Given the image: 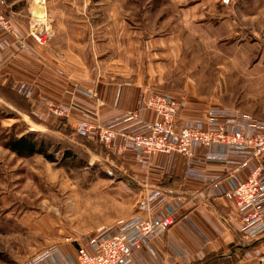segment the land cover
I'll use <instances>...</instances> for the list:
<instances>
[{
  "label": "rangeland",
  "instance_id": "374dc122",
  "mask_svg": "<svg viewBox=\"0 0 264 264\" xmlns=\"http://www.w3.org/2000/svg\"><path fill=\"white\" fill-rule=\"evenodd\" d=\"M62 2L6 0L3 10L13 27L12 21L27 22L31 37L32 32L47 35L41 54H49L47 47L54 38L52 25L45 16L56 10L58 15L73 13L77 28V35L73 36L75 50L58 52L56 57L62 65L47 68L48 76L59 74L61 78L75 81L72 94L81 105L91 103L93 116L106 108L115 109L117 114L94 120L88 116L90 112L84 114L87 111L80 107L71 109L52 103L43 93L23 83L22 87L28 88L30 95L39 100L44 95L41 97L45 101L44 109L51 117L48 116V121L42 119L43 122L39 117L27 115L32 108L7 90V75L0 73V78H6L5 90L0 86V264H26L57 246L78 247L87 238L116 226L118 221L138 216V203L148 192L167 191L158 186L145 188L137 176L139 171H145L142 165L109 152L100 143L88 141L69 127L76 129L80 122L94 126L111 124L126 115L124 108V111L116 109L118 100L113 101L112 94L102 96V91L109 92L120 86L131 88L138 94V105L147 93L170 95L182 103L179 114L182 125L203 120L213 108L249 114L264 121V0H171V4L164 6L156 1L145 16L136 13L140 19L125 14L130 17L125 24L134 33L124 37L129 44L123 50L117 44L121 37L84 35V13H91V21L97 22L105 10L101 12L85 0ZM108 7L115 5H107V12L103 14H108ZM186 8L189 12L183 14ZM36 10L46 15L34 18ZM200 10L203 17L196 16L195 12L190 14ZM230 10L236 19L238 15H248L246 40L240 41L241 37L235 38L217 26L214 14ZM109 23L115 24L114 20ZM68 61L72 62L70 67ZM34 85L39 89V82ZM91 93L98 95L102 106ZM59 109L65 114L60 115ZM57 110L59 116H53L52 112ZM28 132L59 144L61 151L56 157L60 163H51L41 155L20 157L8 149L9 137ZM96 134L98 137L99 131ZM64 149L74 153L71 161L62 160ZM183 200L186 206L187 200ZM245 251L239 250V254ZM255 252L252 251L244 264H260ZM217 261L218 264H239V261Z\"/></svg>",
  "mask_w": 264,
  "mask_h": 264
},
{
  "label": "built area",
  "instance_id": "2783aa9c",
  "mask_svg": "<svg viewBox=\"0 0 264 264\" xmlns=\"http://www.w3.org/2000/svg\"><path fill=\"white\" fill-rule=\"evenodd\" d=\"M5 2L0 0V31L14 35L12 23L8 17L7 20L5 18ZM31 35L36 43L45 45L46 34L32 32ZM91 94L102 106L98 95ZM137 95L135 90H130L129 105L123 118L98 126L80 122L76 133L88 138L94 131L98 143L109 152L132 159L142 167L151 164L158 154L188 158L189 177L203 180L238 210L243 241L249 243L263 236L264 121L249 114L213 108L203 120L182 125L179 122L180 101L170 95L151 92L138 105ZM59 110L60 115L65 114L63 109ZM58 112H52V115L59 116ZM44 116L49 119L51 114L44 111ZM96 131H99L98 137ZM213 165L227 169V179L235 183L232 190H225L219 179L205 176L203 171ZM238 175L243 176L241 181H236ZM168 192H148L138 203V216L120 220L109 230L84 240L78 246L76 259L69 264H192L200 261L199 256L189 251L176 252L170 247L168 256L162 259L155 250L154 241L177 224L176 215L185 206L181 196L162 206L169 200ZM60 253L53 248L26 264L65 263L67 257H61ZM255 253L259 263L264 264V255Z\"/></svg>",
  "mask_w": 264,
  "mask_h": 264
},
{
  "label": "crops",
  "instance_id": "0c3cea01",
  "mask_svg": "<svg viewBox=\"0 0 264 264\" xmlns=\"http://www.w3.org/2000/svg\"><path fill=\"white\" fill-rule=\"evenodd\" d=\"M60 1L68 3L70 0H52L53 4L54 2L60 3ZM85 1L95 5L101 12H103V10H105L104 12H107V5L109 4L115 5L114 8L108 7V14H103L104 12L101 13V17L97 22L91 21V13H84L83 21L86 24L84 27V35L105 36L113 34L116 37H121V39L117 40V44L121 47V50H123V46L129 44L124 37L129 35V33H134L133 31L130 32L129 26L125 24V20H130V17L125 14H132V19H140L141 17L139 15L145 16L146 12L151 11L150 7L153 3H156V1L163 6L165 3L168 5L171 4V0ZM181 2H184V0H181ZM40 10L41 9L38 11ZM57 11L58 10L54 12L51 11L47 15L43 12L41 15V12L38 13L36 10L33 14L34 18H39L38 15H41L42 17L45 14L46 21H49L52 25L51 27L54 38L47 47L49 54H41L40 48L45 46H40L30 36L27 22L20 23L16 20L12 21L14 24V35L0 31V73L3 72L7 75V90L19 97L28 107L32 108L31 112L27 115H34L41 120L43 119L47 121L44 116L45 101L41 98L44 95L48 100L57 105H62L71 109H73L74 106L80 107L87 111L84 114L90 112L88 116L94 120L107 119L115 116L117 111L113 108H106L100 112V115L93 116L92 114H95V112H93L91 103L90 105H81L77 102L76 95L72 94L73 88L76 85L75 81L70 78H61L58 76L59 74H55L53 77L48 76L47 68L62 65L60 63L61 61L56 57L58 52L64 50L68 52V50L72 49L75 50L76 40L73 36L74 34L77 35V28H75L76 21L73 18V13L67 12L58 15ZM187 12H189L188 8L183 11V14H187ZM194 12L196 16L197 14H202L201 17H203L202 10L191 11L190 14H194ZM246 16L248 15H238V19H236L234 12L231 10L222 14H214V17L218 20L215 21L218 24L217 26L226 29L228 33L230 32L235 38L241 37L240 41L246 40V36L249 34L247 32L249 30V27L247 28L249 18ZM111 20H114V25L109 23ZM42 23L44 24V22ZM91 41L89 45L92 44ZM71 63L72 62L68 61V67H70ZM43 72H45V74L42 78H39V75ZM6 78H0L1 87L6 86ZM34 82H39L41 88L39 87L38 89L34 85ZM13 83H15L14 86L12 85ZM23 83L31 86L32 90L35 88L34 90H36L37 93L40 92L44 94L40 96V100L35 96L38 102L35 101L33 95H30L31 93L28 88L26 89L22 87ZM66 83L68 86H66ZM130 90L131 88L128 87H113L109 92L106 90L102 91L101 95L107 97L109 94H112L113 101L118 100L116 109L120 108L118 110L120 111L124 108L126 111ZM24 92L30 94L26 96ZM54 96L56 97L54 98ZM73 115H75L74 112L72 116ZM69 127L71 130H75L74 126L71 125ZM153 161L154 162L151 164L144 166V172L139 171L137 175L139 179H142L141 182H143V186L145 188H157L158 186L171 192L169 200L162 206L174 201V198L177 196H181L182 199L187 200V205L176 215L178 217L177 224L174 225L163 237L154 241L156 252L162 259H165L168 256L170 247L174 248L176 252L179 251L183 253L184 250V252L189 251L190 253H197L201 258L198 262L203 261L212 253H222L220 256L221 259L229 258L232 260L233 256H235L236 258H234L236 261H239V264H244L249 260V255L253 250L264 254V235L252 242H244L241 234L242 224L239 219L238 210L234 204L227 200L224 195L217 193V190L206 184L203 180L189 177L188 173L191 168L188 159L159 154L155 156ZM203 173L209 178L219 179L223 182L224 189L227 191L232 190L235 186L233 180L227 179L225 168L221 166L213 165L207 167ZM242 179V175L236 177V181H241ZM193 196H196V198H193ZM161 209L162 208L159 210ZM54 248H57L61 252V257H67V261L62 264H69L70 261L76 259L78 247L71 246V248H65L57 246ZM244 249L246 250L245 253L239 254V250ZM206 250H209L210 253L206 254Z\"/></svg>",
  "mask_w": 264,
  "mask_h": 264
},
{
  "label": "trees",
  "instance_id": "16d2710c",
  "mask_svg": "<svg viewBox=\"0 0 264 264\" xmlns=\"http://www.w3.org/2000/svg\"><path fill=\"white\" fill-rule=\"evenodd\" d=\"M1 88V90H5L3 87ZM85 139L98 143L94 134H91V136ZM6 145L9 150L20 157H32L34 155H41L51 163H60V160L56 157V154L61 151V147L59 146V144L55 143L51 139L45 138L43 135H40L38 133L28 132L24 135H20L19 137H9ZM73 155L74 153L71 150L64 149L62 160H64V162L68 160L71 161ZM220 256L221 255H219L218 253H212L211 255H208L203 261L195 262L193 264H218V259L222 261H230L229 258L221 259ZM234 257L235 256H233L232 260L236 261V257Z\"/></svg>",
  "mask_w": 264,
  "mask_h": 264
},
{
  "label": "bare ground",
  "instance_id": "6f19581e",
  "mask_svg": "<svg viewBox=\"0 0 264 264\" xmlns=\"http://www.w3.org/2000/svg\"><path fill=\"white\" fill-rule=\"evenodd\" d=\"M40 13V12H39ZM42 14V13H41Z\"/></svg>",
  "mask_w": 264,
  "mask_h": 264
}]
</instances>
